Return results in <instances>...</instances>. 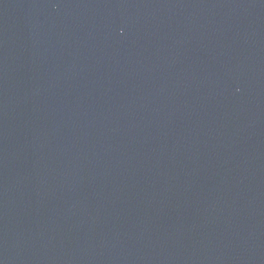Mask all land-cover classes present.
Returning <instances> with one entry per match:
<instances>
[{
    "label": "water",
    "instance_id": "water-1",
    "mask_svg": "<svg viewBox=\"0 0 264 264\" xmlns=\"http://www.w3.org/2000/svg\"><path fill=\"white\" fill-rule=\"evenodd\" d=\"M0 264H264V0H0Z\"/></svg>",
    "mask_w": 264,
    "mask_h": 264
}]
</instances>
